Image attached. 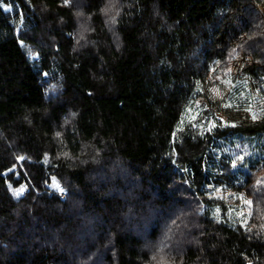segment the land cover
<instances>
[{
    "label": "trees",
    "instance_id": "16d2710c",
    "mask_svg": "<svg viewBox=\"0 0 264 264\" xmlns=\"http://www.w3.org/2000/svg\"><path fill=\"white\" fill-rule=\"evenodd\" d=\"M0 264H264V0H0Z\"/></svg>",
    "mask_w": 264,
    "mask_h": 264
},
{
    "label": "built area",
    "instance_id": "2783aa9c",
    "mask_svg": "<svg viewBox=\"0 0 264 264\" xmlns=\"http://www.w3.org/2000/svg\"><path fill=\"white\" fill-rule=\"evenodd\" d=\"M246 261H247L248 263H250V262L252 261V259H251L249 256H246Z\"/></svg>",
    "mask_w": 264,
    "mask_h": 264
},
{
    "label": "rangeland",
    "instance_id": "374dc122",
    "mask_svg": "<svg viewBox=\"0 0 264 264\" xmlns=\"http://www.w3.org/2000/svg\"><path fill=\"white\" fill-rule=\"evenodd\" d=\"M65 194V192L64 191H62V195H64Z\"/></svg>",
    "mask_w": 264,
    "mask_h": 264
}]
</instances>
